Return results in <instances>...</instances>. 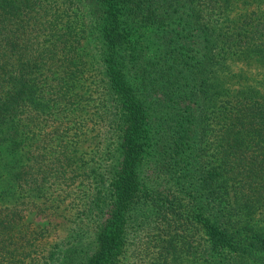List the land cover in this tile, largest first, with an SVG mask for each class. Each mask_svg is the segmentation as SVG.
Segmentation results:
<instances>
[{
    "label": "trees",
    "instance_id": "trees-1",
    "mask_svg": "<svg viewBox=\"0 0 264 264\" xmlns=\"http://www.w3.org/2000/svg\"><path fill=\"white\" fill-rule=\"evenodd\" d=\"M263 1L0 0V264H264Z\"/></svg>",
    "mask_w": 264,
    "mask_h": 264
},
{
    "label": "rangeland",
    "instance_id": "rangeland-1",
    "mask_svg": "<svg viewBox=\"0 0 264 264\" xmlns=\"http://www.w3.org/2000/svg\"><path fill=\"white\" fill-rule=\"evenodd\" d=\"M234 9L230 12L227 13V15L231 18L234 19L238 17L239 14H245L250 12L252 10V7H258L256 4H251V5H244L243 3H234L233 5ZM260 11L264 12V1L259 5L258 8ZM240 65V64H239ZM27 216L29 220H32L35 225L38 227L40 225H44L46 222L49 224L50 233L48 237V241L52 242L54 241L58 236H64L68 229L70 228V223L67 220V217L62 216V215H54V216H44L39 213H37L34 210H31L27 212Z\"/></svg>",
    "mask_w": 264,
    "mask_h": 264
}]
</instances>
